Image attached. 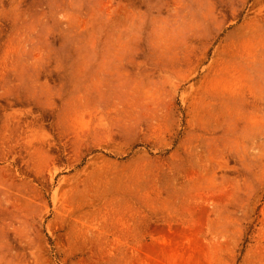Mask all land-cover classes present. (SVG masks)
I'll list each match as a JSON object with an SVG mask.
<instances>
[{
    "label": "rangeland",
    "instance_id": "rangeland-1",
    "mask_svg": "<svg viewBox=\"0 0 264 264\" xmlns=\"http://www.w3.org/2000/svg\"><path fill=\"white\" fill-rule=\"evenodd\" d=\"M0 264H264V0H0Z\"/></svg>",
    "mask_w": 264,
    "mask_h": 264
}]
</instances>
